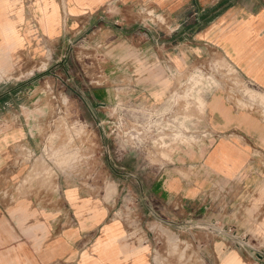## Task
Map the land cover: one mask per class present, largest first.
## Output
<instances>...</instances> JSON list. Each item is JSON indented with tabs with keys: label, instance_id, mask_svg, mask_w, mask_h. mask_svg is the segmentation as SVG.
<instances>
[{
	"label": "crops",
	"instance_id": "obj_1",
	"mask_svg": "<svg viewBox=\"0 0 264 264\" xmlns=\"http://www.w3.org/2000/svg\"><path fill=\"white\" fill-rule=\"evenodd\" d=\"M36 40L39 53L52 41L53 65L32 57ZM212 61L264 96V0H0V264H154L155 240L174 225L197 233L205 264H264V116L219 88L196 123L210 136L173 145L150 183L135 174L136 194L112 167L87 169L86 186L57 166L50 187L28 176L42 168L26 157L43 154L51 89L80 101L71 120L91 128L85 147L95 155L107 108L159 109L180 75ZM109 177L110 194L89 186Z\"/></svg>",
	"mask_w": 264,
	"mask_h": 264
},
{
	"label": "rangeland",
	"instance_id": "obj_2",
	"mask_svg": "<svg viewBox=\"0 0 264 264\" xmlns=\"http://www.w3.org/2000/svg\"><path fill=\"white\" fill-rule=\"evenodd\" d=\"M51 42H48L40 53L45 55L41 61H48L53 65L57 57L51 52L53 48ZM33 49L32 57H37L40 54L37 40ZM44 50L47 51L46 54ZM69 51H72L71 47ZM17 61H22L18 54ZM36 64L31 60L30 66L34 67ZM74 64L75 60L72 61V57H68L65 61L66 71H73ZM182 76L178 77L179 84L172 91L170 101L159 109L128 104L118 106L122 108L120 112L122 119L115 120L114 124L108 123L105 126V136L103 133L96 135L95 140L99 148L95 155L90 154L85 147L87 135H90L89 140H92L91 128L79 120H71L75 116L72 114L77 108V97L68 91L66 93L69 95L66 97L64 91L51 89L50 93H47L46 101L49 114L41 123L38 133L43 154L42 156L29 154L26 157L27 161L35 165L40 164L42 168L31 170L28 176L37 177L41 179L42 184L50 187L54 178L50 166H57L62 173H79L86 186L87 179H92L87 169L92 173V169L98 168L96 173L103 176L107 173L106 168L112 167L120 174L126 173L125 182L127 184L132 182L130 187H127V192L133 195L138 192L135 174L147 177L150 183L159 172L161 164L169 160L173 145L179 143L191 145L200 138L196 123L203 112V97L211 89L216 87L223 90L228 99L238 107L258 110L264 116V108L257 105H263L264 96L255 93L259 91L224 61H212L202 65L201 69H193L185 80H182ZM86 114L84 112L81 116L86 117ZM102 180L104 183L100 185L89 186H96L94 187L96 192L105 194L114 192L115 186L108 182H111L110 177ZM128 205L134 206V202ZM175 228V225L172 226V232L168 236L164 235L155 240L156 247L149 253L153 263L205 264L192 239L197 237V233L192 230L190 234L184 232V229L179 232Z\"/></svg>",
	"mask_w": 264,
	"mask_h": 264
},
{
	"label": "built area",
	"instance_id": "obj_3",
	"mask_svg": "<svg viewBox=\"0 0 264 264\" xmlns=\"http://www.w3.org/2000/svg\"><path fill=\"white\" fill-rule=\"evenodd\" d=\"M120 105H122V104L118 103L115 106L107 108L106 109L107 116L104 119H96L95 128L98 130L99 133H103L104 134L103 136H105V133H106L105 126L108 123L114 124L115 120L119 121L122 119L121 115H120L122 108L118 107ZM117 123L119 124L118 126H120V123L119 122H117ZM197 131H199L200 138L196 142L200 141L201 139H204L205 137L207 138L210 136V133L207 131L200 130V129ZM187 137H189V136H187ZM214 230L217 231L218 234L224 235L228 239L230 238V239L235 240V242L238 246H241L243 248H249L250 247L246 242H241L239 240V238L236 237L235 233L230 228H227V227L220 228V227L214 226Z\"/></svg>",
	"mask_w": 264,
	"mask_h": 264
},
{
	"label": "bare ground",
	"instance_id": "obj_4",
	"mask_svg": "<svg viewBox=\"0 0 264 264\" xmlns=\"http://www.w3.org/2000/svg\"><path fill=\"white\" fill-rule=\"evenodd\" d=\"M260 105V104H259ZM262 108H264V103H263V105H260Z\"/></svg>",
	"mask_w": 264,
	"mask_h": 264
}]
</instances>
